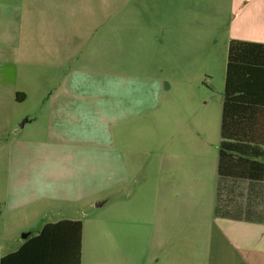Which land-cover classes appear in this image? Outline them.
Listing matches in <instances>:
<instances>
[{"label": "rangeland", "instance_id": "obj_1", "mask_svg": "<svg viewBox=\"0 0 264 264\" xmlns=\"http://www.w3.org/2000/svg\"><path fill=\"white\" fill-rule=\"evenodd\" d=\"M84 1L82 18L77 11H48V103L40 105L38 92L34 107L46 114L24 129L16 115L4 125L0 260L19 248L23 234H38L48 220L76 218L59 201L60 183L68 178L60 177L64 149L84 151V220L91 238L93 225L107 219V206L96 209L92 194L102 182L94 165L107 157L100 149L108 150L112 133H129L117 144L145 148L146 162L159 154L165 162L206 167V173L218 162L228 53L223 11L211 9V0ZM62 21L70 27L63 42L50 33L65 27ZM65 97L67 105L55 102ZM21 144L27 151L16 166ZM48 183L58 192V202H51L56 206L49 204ZM53 209L58 212L50 215Z\"/></svg>", "mask_w": 264, "mask_h": 264}, {"label": "crops", "instance_id": "obj_2", "mask_svg": "<svg viewBox=\"0 0 264 264\" xmlns=\"http://www.w3.org/2000/svg\"><path fill=\"white\" fill-rule=\"evenodd\" d=\"M86 4L84 0H0L1 151L8 147L5 123L12 125L16 115V123L23 120L20 127L24 129L46 114L36 113L34 107L38 92L40 105L48 103V11H77L81 17ZM210 7L223 11L227 48L232 41L264 45V0H211ZM62 24L65 27L50 33L63 42L68 39L69 23ZM75 25L79 26L77 36H82L83 19ZM67 60L66 52L64 64ZM62 65L63 59L58 68ZM55 102L67 105V98ZM128 135L112 133L108 150L100 149L106 150L107 157L94 165L102 179L93 189L94 207L107 206V219L93 225L92 238L86 235L84 220V151L62 152L60 177L68 178L60 183L64 195L59 201L70 205L76 215L70 220L83 224L81 264H264V178L220 175L218 162L206 173V167L165 162L159 154L146 162L145 148L117 144L118 137ZM25 146L16 150V166L27 151ZM258 148L264 163V145ZM95 153L99 158L101 153ZM194 170L200 172L184 173ZM52 185L48 183V201L56 206L59 197ZM56 212L53 209L50 215ZM64 219L69 218L45 224Z\"/></svg>", "mask_w": 264, "mask_h": 264}, {"label": "trees", "instance_id": "obj_3", "mask_svg": "<svg viewBox=\"0 0 264 264\" xmlns=\"http://www.w3.org/2000/svg\"><path fill=\"white\" fill-rule=\"evenodd\" d=\"M220 137V175L264 178L263 156L258 153V146L264 145L263 44H229ZM82 235L81 221L47 223L0 264H81Z\"/></svg>", "mask_w": 264, "mask_h": 264}, {"label": "water", "instance_id": "obj_4", "mask_svg": "<svg viewBox=\"0 0 264 264\" xmlns=\"http://www.w3.org/2000/svg\"><path fill=\"white\" fill-rule=\"evenodd\" d=\"M30 234H31V233H25V234H23V239L26 240L28 237H30Z\"/></svg>", "mask_w": 264, "mask_h": 264}]
</instances>
